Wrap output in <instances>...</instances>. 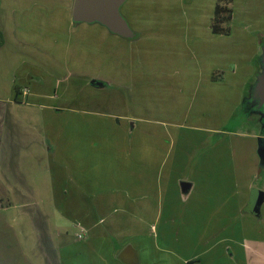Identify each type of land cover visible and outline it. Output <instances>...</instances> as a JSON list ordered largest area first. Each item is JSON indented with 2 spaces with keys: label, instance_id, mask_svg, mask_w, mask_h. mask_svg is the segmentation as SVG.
Wrapping results in <instances>:
<instances>
[{
  "label": "crops",
  "instance_id": "0c3cea01",
  "mask_svg": "<svg viewBox=\"0 0 264 264\" xmlns=\"http://www.w3.org/2000/svg\"><path fill=\"white\" fill-rule=\"evenodd\" d=\"M127 2L121 12L135 32L131 22L142 20L135 7L123 12ZM183 2L184 27L163 43L177 47L163 59L174 70L139 84L127 76L128 39L99 22L76 23L74 0H0V220L31 264H131L130 255L138 264H255L264 124L259 133L189 126L188 113L170 131L134 102L149 86L160 97L178 92L212 106L227 95L235 109L247 106L264 70V39L239 43L226 59L224 40L236 33L213 32L217 0ZM250 2L264 20V0ZM133 62L143 65L139 51ZM194 131L212 149L184 163ZM164 146L178 150L168 170ZM247 211L262 213L260 222Z\"/></svg>",
  "mask_w": 264,
  "mask_h": 264
},
{
  "label": "rangeland",
  "instance_id": "374dc122",
  "mask_svg": "<svg viewBox=\"0 0 264 264\" xmlns=\"http://www.w3.org/2000/svg\"><path fill=\"white\" fill-rule=\"evenodd\" d=\"M127 3L128 4L123 9V12L129 16L130 9L135 7L134 11L139 15L140 21L142 20L140 26H136L131 22L136 30L135 32H139L140 34L137 33L138 36L136 38L127 40L129 41L128 58L130 61L129 66L126 69L127 76L139 79L140 81V79H143L144 77L146 80H149L150 78L159 75V78L161 76V79L165 80L174 68H170V66L173 65H166L163 62V59L168 57L169 50L176 51L177 47L167 49L163 43L169 40L171 33L177 31L176 27H184L182 17L183 12L187 9L188 3L183 2V0H129ZM233 10L235 12V18L233 17L231 27L235 30L236 34L232 40H224L226 59L231 57L229 56V53L232 50L235 53H238L241 48L238 47L239 43L249 44L253 40H256L255 38L259 41L264 39V20L257 18L252 13L254 8L251 5L250 0H234ZM209 11L206 8L205 14L209 13ZM205 22L206 19L204 18L198 20V22L195 20L194 25L195 27H204ZM164 33H166L167 38L164 37ZM231 45L235 48H231ZM138 51L139 57L143 60V65H140V69L134 67L136 64L133 62V60L137 58ZM243 54H246V51H242V55ZM242 55L240 56L241 59H243ZM171 57L178 59L176 54L171 55ZM159 60L162 62H159ZM139 84H142V82L140 81ZM251 95L252 94H250L249 97L246 96L245 101L247 106L242 109H235L234 102H238V99H228L227 95L223 98L214 99L216 100V104L208 106L203 102L206 101L205 99L182 97L179 96L178 92L172 97H165L163 94L160 97L152 91L151 87L147 86L142 92H134V102L136 103L137 98L140 100L141 105L143 106L141 113L143 116L164 120L165 122L170 123V131L174 129L172 126L174 123L183 122L186 117L188 119L189 113V126L214 127L221 128L225 131H237L243 126L247 132L259 133L262 131L260 124H264V109L261 110L260 107H258L257 101L251 98ZM202 133L203 132L201 131H194L193 134L195 135H190L193 138L191 140L192 146L188 144V146L182 149V152L180 153L184 158L182 159L184 163L185 161H188V157L190 159H195L212 149V147L209 146L206 148L201 146L202 141H200V138ZM203 136L205 137L204 133ZM175 153L178 154V150L175 151L167 146L160 147V157H166L164 155L168 156V161L165 163L166 166L168 164V168L165 170H168L172 164ZM179 163L183 164V162ZM152 164L160 166L163 162ZM183 172L184 170L182 169V171L177 172V174L181 175ZM247 213L253 215V212L251 211H247ZM260 214L262 213H254L253 215L258 222H260V218L262 217ZM243 228L242 223V230L238 236L243 244L248 245V242L246 241V239L249 238L248 230ZM258 230L263 232L264 227L259 226ZM12 231L6 227L5 218H2V220H0V264H31L29 258L20 248L18 240L15 238L14 232ZM260 237L264 238L263 236ZM257 239L258 241L256 244H254L251 239V246L257 250L255 264H264V239H262V241H259V238ZM238 249L239 251L243 249L241 244H239Z\"/></svg>",
  "mask_w": 264,
  "mask_h": 264
},
{
  "label": "water",
  "instance_id": "95a60500",
  "mask_svg": "<svg viewBox=\"0 0 264 264\" xmlns=\"http://www.w3.org/2000/svg\"><path fill=\"white\" fill-rule=\"evenodd\" d=\"M129 0H74L73 19L76 23H102L111 32L121 37L132 39L136 33L130 26L128 20L122 15L121 9ZM264 61V57H263ZM252 98L258 103L261 110L264 109V70L258 76V81L254 87ZM183 190L191 188V184L182 183ZM263 201V194L256 191L253 205H260ZM128 258L131 264H138L136 258L131 255Z\"/></svg>",
  "mask_w": 264,
  "mask_h": 264
},
{
  "label": "trees",
  "instance_id": "16d2710c",
  "mask_svg": "<svg viewBox=\"0 0 264 264\" xmlns=\"http://www.w3.org/2000/svg\"><path fill=\"white\" fill-rule=\"evenodd\" d=\"M233 3L234 0H217L215 14L211 22V28L214 33L223 35L231 34V24L234 17ZM137 36L138 34L136 33ZM4 42V35L0 31V46H3ZM261 151L264 152V144L261 145Z\"/></svg>",
  "mask_w": 264,
  "mask_h": 264
},
{
  "label": "built area",
  "instance_id": "2783aa9c",
  "mask_svg": "<svg viewBox=\"0 0 264 264\" xmlns=\"http://www.w3.org/2000/svg\"><path fill=\"white\" fill-rule=\"evenodd\" d=\"M81 237V236H80Z\"/></svg>",
  "mask_w": 264,
  "mask_h": 264
}]
</instances>
